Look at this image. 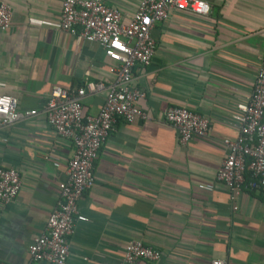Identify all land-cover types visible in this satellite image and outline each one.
<instances>
[{
    "label": "crops",
    "instance_id": "1",
    "mask_svg": "<svg viewBox=\"0 0 264 264\" xmlns=\"http://www.w3.org/2000/svg\"><path fill=\"white\" fill-rule=\"evenodd\" d=\"M142 1L105 4L127 21ZM202 1L207 16L173 11L151 30L154 57L133 69L132 80L146 93L138 106L150 119L115 124L95 162L94 186L79 203L66 264H124L131 242L159 250L154 264H264V189L231 193L215 181L227 154L223 141L240 136L238 107L264 61V0ZM0 2L12 9L11 28L0 32V95L15 98L20 111L37 112L0 129V168L22 179L17 198L0 204V261L30 264L28 246L44 232L74 154L48 125L46 101L54 87L75 93L109 85L113 63L99 44L59 30L63 0ZM105 97L87 92L84 114L97 115ZM169 107L207 118L208 136L180 144L163 119Z\"/></svg>",
    "mask_w": 264,
    "mask_h": 264
},
{
    "label": "built area",
    "instance_id": "2",
    "mask_svg": "<svg viewBox=\"0 0 264 264\" xmlns=\"http://www.w3.org/2000/svg\"><path fill=\"white\" fill-rule=\"evenodd\" d=\"M173 11L207 16L210 6L202 0H143L135 14L124 21L121 12L108 7L105 0H63L59 30L78 41L102 46L105 56L113 63L109 73L114 81L109 85L88 84L75 93L54 87L46 101L44 113L48 125L59 137L73 144L74 154L68 162L67 178L59 184L57 206L51 211L44 232L28 246L30 264H66L79 203L94 186L95 162L115 124L118 120L131 124L150 119L138 106L146 93L132 87L133 69L150 66L156 47L151 30L155 24L167 20ZM11 25L12 9L0 2V32H7ZM102 91L106 97L99 113L86 116L82 103L86 93ZM238 109L235 119L240 123V136L223 141L227 154L215 181L224 184L231 193L243 188L260 191L264 189V61L248 101ZM36 115L34 110L20 111L15 98L0 95V129ZM163 119L175 129L182 145L193 138L208 136L209 120L187 108L169 107ZM53 160L58 167L57 160ZM247 173H250V180H247ZM21 187L18 172L0 168L2 206L12 203ZM199 189L212 192L214 186L201 184ZM161 255L159 250L142 242H131L125 247L123 263L146 261L154 264L161 260ZM0 264L7 263L0 261ZM212 264L225 262L216 260Z\"/></svg>",
    "mask_w": 264,
    "mask_h": 264
},
{
    "label": "trees",
    "instance_id": "3",
    "mask_svg": "<svg viewBox=\"0 0 264 264\" xmlns=\"http://www.w3.org/2000/svg\"><path fill=\"white\" fill-rule=\"evenodd\" d=\"M246 176H247V180H250V173H247Z\"/></svg>",
    "mask_w": 264,
    "mask_h": 264
}]
</instances>
